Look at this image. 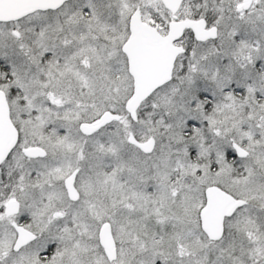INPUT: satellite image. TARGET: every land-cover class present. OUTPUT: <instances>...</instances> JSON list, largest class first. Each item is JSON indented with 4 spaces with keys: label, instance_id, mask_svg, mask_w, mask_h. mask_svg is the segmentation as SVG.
Here are the masks:
<instances>
[{
    "label": "snow or ice",
    "instance_id": "1",
    "mask_svg": "<svg viewBox=\"0 0 264 264\" xmlns=\"http://www.w3.org/2000/svg\"><path fill=\"white\" fill-rule=\"evenodd\" d=\"M0 264H264V0H0Z\"/></svg>",
    "mask_w": 264,
    "mask_h": 264
}]
</instances>
